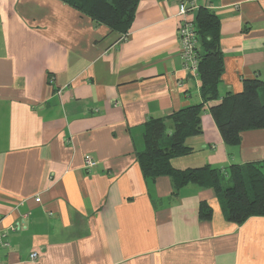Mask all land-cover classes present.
Here are the masks:
<instances>
[{"label":"crops","instance_id":"1","mask_svg":"<svg viewBox=\"0 0 264 264\" xmlns=\"http://www.w3.org/2000/svg\"><path fill=\"white\" fill-rule=\"evenodd\" d=\"M196 4L219 19L220 98L264 82V0ZM178 19L176 0H138L120 34L61 0H0V229L20 224L3 264H264V216L232 223L212 188L172 194L137 162L147 119L201 101ZM219 101L204 105L175 168L264 161V128L224 143L209 111Z\"/></svg>","mask_w":264,"mask_h":264},{"label":"trees","instance_id":"2","mask_svg":"<svg viewBox=\"0 0 264 264\" xmlns=\"http://www.w3.org/2000/svg\"><path fill=\"white\" fill-rule=\"evenodd\" d=\"M61 1L109 30L125 34L138 0ZM193 24L198 39L201 101L169 115L147 119L143 128L144 147L136 153V159L144 178L168 177L172 194L189 183L212 188L224 217L242 224L250 217L264 216V161L231 164L224 169L210 164L178 169L171 159L191 152L186 139L201 133V113L207 102L220 99L209 111L226 145H237L240 133L245 130L264 128V102L260 99L264 82L258 78L245 79L241 91L220 98L223 55L218 16L208 7L198 6ZM198 212L199 218L205 220L210 217L211 208L200 202Z\"/></svg>","mask_w":264,"mask_h":264},{"label":"built area","instance_id":"3","mask_svg":"<svg viewBox=\"0 0 264 264\" xmlns=\"http://www.w3.org/2000/svg\"><path fill=\"white\" fill-rule=\"evenodd\" d=\"M177 3V16L178 26H177V36L180 45V57L182 60L183 68L197 75V65H198V54L197 46L198 39L195 32L193 19L189 17L198 7L196 0H176ZM84 167L89 169L96 165L97 161L91 156H84ZM35 201H39V198H35ZM20 228L19 222L9 228L0 229V248H8L10 246L9 232L18 230ZM31 260H37L38 253L31 252L29 255ZM0 264L3 262L0 260Z\"/></svg>","mask_w":264,"mask_h":264}]
</instances>
